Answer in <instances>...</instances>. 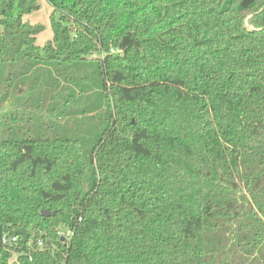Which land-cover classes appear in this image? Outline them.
I'll return each instance as SVG.
<instances>
[{"label": "trees", "instance_id": "1", "mask_svg": "<svg viewBox=\"0 0 264 264\" xmlns=\"http://www.w3.org/2000/svg\"><path fill=\"white\" fill-rule=\"evenodd\" d=\"M46 1L40 47L0 0V264H264V0ZM26 63L95 123L11 137Z\"/></svg>", "mask_w": 264, "mask_h": 264}, {"label": "rangeland", "instance_id": "2", "mask_svg": "<svg viewBox=\"0 0 264 264\" xmlns=\"http://www.w3.org/2000/svg\"><path fill=\"white\" fill-rule=\"evenodd\" d=\"M35 1L39 8L22 15V19L43 26L35 41L42 47L52 36L49 16L53 8L46 0ZM12 13L17 14L16 6ZM40 53L43 54L41 48ZM61 71V69L57 70L59 73ZM3 74L8 90L13 91L18 87V95L12 100L13 108L9 115L7 114L9 121L3 123L5 128L11 131V137H53L58 134L72 137L80 126H91L95 123V121H87L88 124H83L75 118L80 115L75 116L74 112L80 113L83 109L76 106L79 103L83 104L85 100H82V103L76 100L69 102L68 94L71 88L63 84L58 86L57 80L61 81V78L59 74L56 75L54 69L44 64L30 69V65L26 63L5 68Z\"/></svg>", "mask_w": 264, "mask_h": 264}, {"label": "built area", "instance_id": "3", "mask_svg": "<svg viewBox=\"0 0 264 264\" xmlns=\"http://www.w3.org/2000/svg\"><path fill=\"white\" fill-rule=\"evenodd\" d=\"M110 53H120V49H116L111 47L109 49ZM58 235L63 237L64 239H69L71 236V231L70 230H65V229H59ZM20 235L14 234V235H8V234H3L1 237V243L3 246H13L16 245L18 240H19ZM37 248H41L43 246V241L41 239L37 240L36 242Z\"/></svg>", "mask_w": 264, "mask_h": 264}, {"label": "water", "instance_id": "4", "mask_svg": "<svg viewBox=\"0 0 264 264\" xmlns=\"http://www.w3.org/2000/svg\"><path fill=\"white\" fill-rule=\"evenodd\" d=\"M40 214L42 216L47 217V216L53 215L54 212L53 211H49L48 209H43V210L40 211ZM16 234L21 236V241L25 242L27 240L28 234H27V232L24 229H22V228L17 229L16 230ZM61 240H62V238H61Z\"/></svg>", "mask_w": 264, "mask_h": 264}]
</instances>
